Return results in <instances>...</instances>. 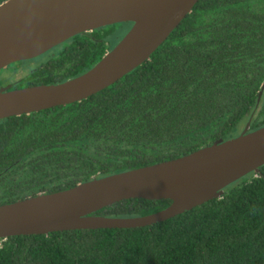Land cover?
<instances>
[{"label": "trees", "instance_id": "trees-1", "mask_svg": "<svg viewBox=\"0 0 264 264\" xmlns=\"http://www.w3.org/2000/svg\"><path fill=\"white\" fill-rule=\"evenodd\" d=\"M116 25L45 53L26 85L87 72L112 49ZM263 83L264 0H199L115 84L80 102L0 121V205L179 158L239 136L249 122L261 128ZM170 204L130 199L95 215L145 216ZM0 264H264V165L220 198L151 226L1 239Z\"/></svg>", "mask_w": 264, "mask_h": 264}, {"label": "water", "instance_id": "water-1", "mask_svg": "<svg viewBox=\"0 0 264 264\" xmlns=\"http://www.w3.org/2000/svg\"><path fill=\"white\" fill-rule=\"evenodd\" d=\"M199 0H6L0 4V70L39 57L72 37L131 24L90 70L59 84L0 90V121L70 105L115 84L146 62ZM264 83L259 93V103ZM218 140L176 159L93 178L76 186L0 205V240L21 235L136 229L164 222L218 199L231 184L264 165V126ZM168 200L158 212L108 217L121 201Z\"/></svg>", "mask_w": 264, "mask_h": 264}, {"label": "rangeland", "instance_id": "rangeland-1", "mask_svg": "<svg viewBox=\"0 0 264 264\" xmlns=\"http://www.w3.org/2000/svg\"><path fill=\"white\" fill-rule=\"evenodd\" d=\"M127 29H129V27L126 24L116 25L113 28V33L110 34V39L108 41L112 49L123 39V37L127 33ZM31 62L32 61H26L25 63H22V68H20L18 71L17 69L19 67L16 66H10L0 70V89L5 85L13 83L16 79L23 77L26 71L29 72L30 69L34 66Z\"/></svg>", "mask_w": 264, "mask_h": 264}, {"label": "flooded vegetation", "instance_id": "flooded-vegetation-1", "mask_svg": "<svg viewBox=\"0 0 264 264\" xmlns=\"http://www.w3.org/2000/svg\"><path fill=\"white\" fill-rule=\"evenodd\" d=\"M126 25L129 27V29H130L131 26H132V25H130V24H126ZM129 29H127L126 32H128ZM60 45H61V44H60ZM56 47H57V46H56ZM51 50H52V49H51ZM46 53H47V52H46ZM43 55H44V54H43ZM41 56H42V55H41ZM41 56L36 57V58H33V59H29V60L19 61V62H21L20 64H16V63H18V62H15V63H13V64L7 66V67H10V66H16V67H19V68L17 69V71H18L20 68H22V67H21V66L23 65L22 63H25L26 61H32L31 63L34 65V66L30 69L29 72L26 71V73H25V75H23V77H21V78H19V79H16L13 83H10V84H8V85H5L3 88H8V89L14 90V89H20V88L28 87V85H26L24 79L29 75V73H30L35 67H37V66L40 64V61H38V60H39V58H40ZM36 61H37V62H36ZM15 64H16V65H15ZM7 67H5V68H7ZM3 88H1V89H3ZM1 89H0V90H1ZM246 127H247V125H246ZM246 127L243 129V131L246 129ZM256 130H257V129H256ZM243 131H242V132H243ZM251 131H254V130L251 129V123H250V128H249L248 132H251ZM242 132H241V133H242Z\"/></svg>", "mask_w": 264, "mask_h": 264}]
</instances>
